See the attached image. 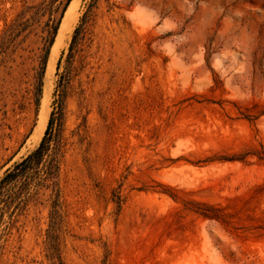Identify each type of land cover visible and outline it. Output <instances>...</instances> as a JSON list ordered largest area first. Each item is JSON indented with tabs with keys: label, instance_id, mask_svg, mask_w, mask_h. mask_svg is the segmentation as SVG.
<instances>
[{
	"label": "rangeland",
	"instance_id": "obj_1",
	"mask_svg": "<svg viewBox=\"0 0 264 264\" xmlns=\"http://www.w3.org/2000/svg\"><path fill=\"white\" fill-rule=\"evenodd\" d=\"M65 2L0 0V264H264V0Z\"/></svg>",
	"mask_w": 264,
	"mask_h": 264
},
{
	"label": "trees",
	"instance_id": "obj_2",
	"mask_svg": "<svg viewBox=\"0 0 264 264\" xmlns=\"http://www.w3.org/2000/svg\"><path fill=\"white\" fill-rule=\"evenodd\" d=\"M70 0H66L62 14L64 13L66 7L68 6ZM59 22V21H58ZM58 26L54 27V34L56 33ZM53 39H51L50 43L52 44ZM52 122V118L49 121L48 128L50 127V124ZM47 132V131H46ZM48 148V143H46L45 137L41 140L39 146L28 156H26L21 162H18L15 164V166L9 170L1 179H0V193L2 190L5 188V186L16 176H18L22 170H25L29 168L31 165L35 164L38 162L39 159L42 158L43 154L46 152Z\"/></svg>",
	"mask_w": 264,
	"mask_h": 264
}]
</instances>
